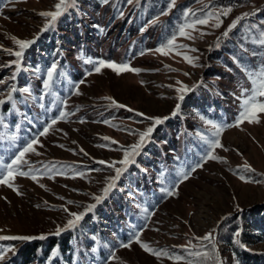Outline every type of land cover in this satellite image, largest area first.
I'll return each mask as SVG.
<instances>
[{"label":"rangeland","instance_id":"rangeland-1","mask_svg":"<svg viewBox=\"0 0 264 264\" xmlns=\"http://www.w3.org/2000/svg\"><path fill=\"white\" fill-rule=\"evenodd\" d=\"M57 2L0 0V100L6 99L0 162L10 163L36 139L22 170L39 173L36 181L14 176L19 195L0 184V236L46 237L0 240V264L20 263L18 252L28 243L38 248L24 264H264V113L259 123L234 126L242 101L264 79V0H77L56 30L22 57L13 55L19 51L13 37L34 41L48 23L40 13L54 11ZM202 19L208 23H198ZM182 27L191 38L179 34ZM169 40L174 47H165L167 55L155 51ZM100 60L140 71L97 73ZM182 86L189 91L181 101ZM136 112L169 118L96 204L93 197L124 167L123 150L152 125ZM216 140L222 146L213 149ZM210 151L218 159H207ZM69 213L86 214L74 229L54 235L73 218ZM236 232L244 248L234 243ZM208 233L215 248L208 247L213 258L205 260L194 253L203 254L197 238ZM137 234L167 255L145 252ZM53 238L62 243L46 247Z\"/></svg>","mask_w":264,"mask_h":264},{"label":"snow or ice","instance_id":"snow-or-ice-1","mask_svg":"<svg viewBox=\"0 0 264 264\" xmlns=\"http://www.w3.org/2000/svg\"><path fill=\"white\" fill-rule=\"evenodd\" d=\"M128 3H132V0H127ZM77 3V0H58V2L54 5L55 10L54 11H47V12H41L40 15L42 17H44L46 20H48V23H46L42 29V31H46L48 30L50 27H53L55 22L57 21V19L59 17H61L62 15L65 14V12H67V10L69 8L75 7ZM172 3H175V0H172ZM231 11V9H226L223 12V15H227L229 12ZM167 14V13H164ZM123 14L121 13V16ZM249 14L245 13L244 16L247 17ZM218 20V17H217ZM198 23L200 24H207L208 20L207 19H202L199 20ZM236 23L234 22L230 28L229 31L231 30V28L236 27ZM217 27H219V22L216 24ZM188 27H192L191 25H188ZM101 31H103V29H101ZM179 34L181 36H187V38H191L190 36H188V34L185 32V29L182 27L179 30ZM224 36L228 35V32L226 31L224 34ZM13 40L15 42L16 45H18L19 47V51H16L14 53H12L13 55H15L17 58L22 57L24 50L27 49L32 43H34L33 40H19L13 37ZM261 43H264V40L261 41ZM165 47L171 49L172 47H174V40H169L168 44L166 46H162L160 48L155 49L156 52L161 53L162 55H167L168 53L165 51ZM184 59L189 62V63H193V58L185 56ZM87 62V61H86ZM195 66V65H193ZM102 68H110L113 72H115L117 75L121 74L122 72H139V69H134L131 68L129 65L127 64H122V65H117L114 62H106L103 60H100L98 62H96V66H95V71L97 73H99L101 71ZM56 71L55 66L53 65L49 71L47 72V77L48 79L45 81L44 83V87L48 88L50 87V83L53 79V75ZM187 75V74H186ZM12 91H15V88L12 89ZM23 91L27 92V89H24ZM178 92L181 93V95L178 97L179 100H183L184 99V94L187 93L189 91L188 88L182 86L181 88L177 89ZM78 94V93H77ZM260 97H264V79L261 80V83L259 84L258 89H256L254 91V93L245 98L242 101V110L239 114V118L236 122V125L234 126H239L240 123H243L245 121H247L248 123H259V114L260 113H264V101L260 100ZM9 99H11V93H9ZM110 99V98H109ZM4 101L0 100V104H3ZM113 104L116 105V107H120L123 108L125 107L124 105H120L117 104L114 100L112 101ZM180 109V105L177 104L176 105V109L173 111L172 115L175 116L177 115L178 111ZM128 111H133L132 109H128ZM137 116H142L145 120H152V125L150 127H148L145 131L140 132L139 135V140L136 144H133L131 146H129L128 148L124 149V159H122L121 161H119V163L121 165H123L124 167L122 168H118L116 169V177H114L112 179V181L108 184V186H106L103 190V195L102 196H96L93 197V199H95L96 204H99L105 197H107V195L109 194V192L111 191L112 188L115 187V181L119 178V176L127 169V166L131 163L135 162V156L139 155L140 151L142 150V148L149 142L150 138H151V133L154 131V128L156 125L162 124L164 123L165 120H167L169 117H164V118H156V117H148L146 116L144 113L141 112H136L135 113ZM67 115V113L61 112L60 116L61 118L65 117ZM56 121L53 120L52 124H55ZM48 132V128H45L43 130V132L40 133V135H45ZM129 134H133V133H129ZM102 139L104 140H109L110 138L108 137H103ZM37 143L36 139H33L32 141H30L29 143H27L23 148H21L16 154L15 156L11 159L10 163H3L0 162V184H6L9 188H12L13 191H16L17 194L19 195V191L18 189H16L15 187H13V184L11 183V181L14 179V176L19 175V176H27L31 179H33L34 181H36L38 179V175L39 173H33L31 171L25 172L22 170V165H26L28 162L27 160L24 159L25 155L29 152H34V145ZM111 143L115 144L117 143L116 141H111ZM103 146V145H102ZM222 145L220 144L219 140H216L213 142V149L221 147ZM81 151H83L81 149ZM85 155H87V153H85ZM207 159H218V157L212 155V152L210 151L207 154ZM97 163L100 164H104V161H98ZM109 167H114V164H110L108 165ZM196 167H202V164H198L196 165L192 171H195ZM245 171L250 170L248 168L247 165H245ZM97 171H99V169H97ZM57 174H62V173H57ZM51 178V177H50ZM183 179H188V176L185 175L183 177ZM240 179L245 180L246 178L244 176H240ZM248 182V181H246ZM168 196L173 195L172 191H167L166 193ZM71 203V202H69ZM96 204L93 205H89L88 206V211L93 210L96 207ZM64 211H68L67 208L64 209ZM86 213H69L70 216H72V219H69L67 221V225L64 228H60L58 227L56 229V232L54 233V235H60L63 231H66L68 229H74L75 227H77V225L79 224V222L83 219V216ZM235 237H237V239H235L234 243L237 244L238 246H240L241 248H244L245 245L240 241V239H238V237H240L241 233L240 232H236ZM46 237L41 235L39 237H30V236H0V240H34V239H40L43 240ZM198 240L201 241L202 247L205 249L203 254L200 251H197L194 253L195 256L199 257L201 255H203L205 260L208 259H212V253L209 252L207 249L209 246H211L213 249L215 248V244H214V234L213 233H208L206 234L204 237H200L197 238ZM136 242L140 244V247L145 251L148 252L151 255H155L157 258H159L161 255H167L166 252H162V251H156L151 249L147 244L141 242L139 240V234H137L136 236ZM204 242H207L206 244ZM131 245L129 243H124L121 244V247L123 248H129ZM113 258H115V256L113 255ZM5 259V255L0 252V261H3ZM173 259L179 260L180 257H173ZM216 264H220V262L217 260Z\"/></svg>","mask_w":264,"mask_h":264},{"label":"trees","instance_id":"trees-1","mask_svg":"<svg viewBox=\"0 0 264 264\" xmlns=\"http://www.w3.org/2000/svg\"><path fill=\"white\" fill-rule=\"evenodd\" d=\"M77 4V3H76ZM76 7V6H75ZM75 7H72V8H69L68 10H67V12H65V14L64 15H62L61 17H59L58 19H57V21L55 22V24H54V26L53 27H50L49 29H52V30H56V28L58 27V25L60 24V22H61V20H62V18H64L65 16H67L70 12H72V11H75ZM48 29V30H49ZM48 30H46V31H42L41 30V32L39 33V35L38 36H36L35 37V40H34V43H32L30 46L31 47H33L34 46V44L37 42V41H39L40 40V38L43 36V34H45ZM29 48V47H28ZM23 61V60H22ZM19 73H20V71H19ZM18 75V74H17ZM15 93H16V91H13L12 92V97H14V95H15ZM5 101H6V99H5ZM5 101H4V103L3 104H1V107L2 108H4L5 106H6V103H5ZM2 110V109H1ZM97 207H99V206H97ZM95 213V214H94ZM93 215L92 216H97L96 214H97V212L96 211H94L93 213H92ZM228 223L229 224H233V220H231V221H228ZM98 232V231H97ZM100 236V232H98V235H97V239L99 238V241H102L101 240V238L99 237ZM55 241H57L58 243H59V245L62 243V241H60L59 239H57V238H53V239H46L45 240V242H47V245H46V247H49L50 245H54L55 243H57V242H55ZM229 243V241H226V243ZM38 248V246H35V244L34 243H28V244H25L22 248H21V250L18 252V260H20V263H18V264H24V263H30L32 260H34L35 259V250ZM44 249V248H43ZM46 250V249H45ZM45 250H44V252H42V254H44L45 253ZM255 255H257V256H259V255H261L262 253H254ZM256 259H258L257 257H255ZM254 258V259H255ZM258 261V260H257ZM253 263L255 262V261H252Z\"/></svg>","mask_w":264,"mask_h":264}]
</instances>
